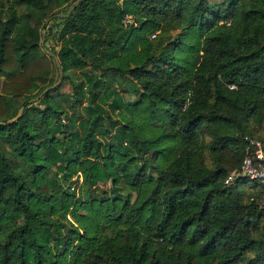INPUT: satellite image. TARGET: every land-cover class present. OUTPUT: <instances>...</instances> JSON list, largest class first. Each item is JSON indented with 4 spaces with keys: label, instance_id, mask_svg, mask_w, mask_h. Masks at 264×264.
<instances>
[{
    "label": "trees",
    "instance_id": "trees-1",
    "mask_svg": "<svg viewBox=\"0 0 264 264\" xmlns=\"http://www.w3.org/2000/svg\"><path fill=\"white\" fill-rule=\"evenodd\" d=\"M75 1L0 0V264H264V0Z\"/></svg>",
    "mask_w": 264,
    "mask_h": 264
},
{
    "label": "built area",
    "instance_id": "built-area-1",
    "mask_svg": "<svg viewBox=\"0 0 264 264\" xmlns=\"http://www.w3.org/2000/svg\"><path fill=\"white\" fill-rule=\"evenodd\" d=\"M249 143L251 149L247 150L239 167L228 172L224 179L225 185H231L236 179L245 177L264 187V140L250 139Z\"/></svg>",
    "mask_w": 264,
    "mask_h": 264
},
{
    "label": "rangeland",
    "instance_id": "rangeland-1",
    "mask_svg": "<svg viewBox=\"0 0 264 264\" xmlns=\"http://www.w3.org/2000/svg\"><path fill=\"white\" fill-rule=\"evenodd\" d=\"M208 1L211 2V3H216V2H218V1H220V0H208ZM125 22H126V23H130V22H132V19H131V18H127V19L125 20ZM181 30H182V28H178V29H176V30H173L171 33L174 35V34L179 33ZM149 37H152V36H149ZM2 82H3V79L0 78V89H1ZM55 85H56V84H55ZM59 91H61V92H67V91H69V84H68L67 82H63L62 85H61V87H60V90H59ZM73 179H75V178H73ZM79 182H81V181L79 180L78 183H79ZM72 186H73L72 189L75 187V191L78 192V188H79V187L76 186L75 184H73ZM111 186H112L111 182H107V183H103V184H101V185H100V188L108 191V190L111 188ZM122 187H123V190H122L121 194L129 193V194L131 195V197L134 198V196H135V192L131 191V190L126 186V184H125L124 182H122ZM260 187H261V185H260L259 183H258V186H257V190H256V188H255V189H252V188H251V184H249V185H245V186H244V190H243V197H244L245 199H246V198H248V199L257 198V202H258L260 205L264 204V199H261V198H260V197H263V196H261V193H260V191L258 190V189H260ZM244 191H245V192H244ZM257 194H259V195H257ZM255 195L258 196V197H255Z\"/></svg>",
    "mask_w": 264,
    "mask_h": 264
},
{
    "label": "water",
    "instance_id": "water-1",
    "mask_svg": "<svg viewBox=\"0 0 264 264\" xmlns=\"http://www.w3.org/2000/svg\"><path fill=\"white\" fill-rule=\"evenodd\" d=\"M77 2H79V0L75 1L74 4H76ZM71 10H72V6L69 7L68 11H67L65 14H63V13H59V14H57V15H58V16H67ZM43 34H44V33H43ZM43 37H44V36H43ZM43 40H44V38H43ZM57 66L59 67L58 62H57ZM57 83H58V82H57ZM54 86H55V85H54ZM20 112H21V110L18 111V115L20 114ZM18 115H17V116H18Z\"/></svg>",
    "mask_w": 264,
    "mask_h": 264
}]
</instances>
